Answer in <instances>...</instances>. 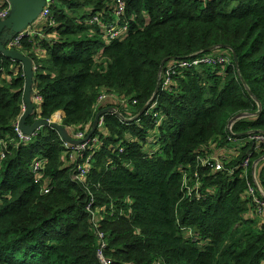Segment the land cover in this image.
Instances as JSON below:
<instances>
[{
	"label": "trees",
	"instance_id": "obj_1",
	"mask_svg": "<svg viewBox=\"0 0 264 264\" xmlns=\"http://www.w3.org/2000/svg\"><path fill=\"white\" fill-rule=\"evenodd\" d=\"M124 1V37L109 40L104 28L114 0H54L42 29L17 48L33 60V96L42 97L27 124L60 111L68 130L95 128L99 97L111 91L136 100L109 105L130 118L159 86L137 120L101 116L100 144L80 180L57 128L19 140L25 70L0 53V264H102L101 253L110 264H264L255 200L264 201V144L252 139L264 135V0ZM220 54L228 62L177 67L164 86L171 65ZM242 113L235 137L229 124ZM239 139L235 154L220 152ZM38 155L47 163L37 175ZM211 156L223 169L203 163ZM184 178L198 195H187Z\"/></svg>",
	"mask_w": 264,
	"mask_h": 264
},
{
	"label": "built area",
	"instance_id": "obj_2",
	"mask_svg": "<svg viewBox=\"0 0 264 264\" xmlns=\"http://www.w3.org/2000/svg\"><path fill=\"white\" fill-rule=\"evenodd\" d=\"M46 3L39 15V19L46 21L51 15V5L54 3V0H45ZM0 5H2V9H0V22L5 20L6 18L9 17L10 15V10H11V5L9 4V0H0ZM114 5H115V20L111 24H105L104 28L106 29L107 32V37L109 40L116 39L119 37H124L127 32H128V24H122L121 23V16L125 12V1L124 0H114ZM96 22H100L99 16H95L94 20ZM38 32V30H35L33 28H27L18 34H16L9 42L8 44L13 47V48H18L21 46V40L26 37V36H32L35 35ZM212 57H197L194 59L190 60H181L178 61L176 65H171L168 68V76L164 80V86L168 87L172 81L170 80V73L174 72L173 70L176 69L177 67H191V66H196L202 63H207L210 62ZM220 62H223L227 60L225 57L219 58ZM215 62V61H214ZM4 68L0 65V72L3 71ZM105 100H111L112 104H133L136 103V100L132 103L130 102L127 98L122 97L118 95L117 93H111V92H103L100 97H99V103L102 104L103 101ZM33 101L34 102H42V97L39 95H34L33 96ZM26 108V107H25ZM150 111V109H149ZM148 111V112H149ZM155 116L157 113H154ZM53 120V119H51ZM54 121V120H53ZM61 121V120H60ZM59 123V122H58ZM104 126V118H100L99 122L95 126V128H92V131L89 130V126H86L85 129H77V130H72L66 129V137H62L64 140V146L67 149L66 150V155L70 157L71 163L76 165V173L75 174V179L80 180L82 176L86 175L89 169V166L91 162L93 161V156H94V151L98 147L99 140L97 138V131L98 130H104L102 129ZM38 130V129H37ZM36 130V131H37ZM15 131L19 137L20 141H25L28 142L32 140L33 135L35 134H26L21 127L19 126V121L15 124ZM61 135V134H60ZM252 139H255L257 142L263 143L264 144V135L261 134H256L252 136ZM6 142L2 139H0V160L5 158V150H6ZM47 163V158L43 155H38L32 164V172L35 174H42L45 171V166ZM203 163L209 165L210 167L221 170L223 169V163L220 161V159H216L215 157L211 156L210 158L203 160ZM249 165V159H246L244 164L242 166L248 167ZM188 179V178H186ZM41 180V177H37V182ZM197 180L196 182H198ZM188 188V186L184 185V188L187 192L188 196H192L194 190L196 191L197 195L199 194V191L197 187L191 185ZM43 193H48L50 191V186L45 185L42 187ZM249 193L250 194H255V189L251 186L249 188ZM256 204L257 207L260 211V213L264 216V201L262 198H259L255 196ZM91 207H93L92 202H89V205L87 206L88 210H91ZM100 237H104V233L100 232ZM105 246V244H103ZM100 258L102 260V264H110L107 262L105 259L104 255L101 253Z\"/></svg>",
	"mask_w": 264,
	"mask_h": 264
},
{
	"label": "water",
	"instance_id": "obj_3",
	"mask_svg": "<svg viewBox=\"0 0 264 264\" xmlns=\"http://www.w3.org/2000/svg\"><path fill=\"white\" fill-rule=\"evenodd\" d=\"M9 2L11 3V6H12L10 15L8 18L0 22V53L13 60L22 62L24 70H25L26 82H25V87H24V103H25L26 108H25L23 115L19 119V126L26 134H34L36 133V130L39 129L41 126L50 125V126L57 128L61 136L66 137V131H65L66 129L61 124L57 123L56 121L39 118L37 121H35L32 124L26 123L27 118L34 112V109H35V105H34L33 98H32L33 86H34V63H33V60L29 56H27L26 54H24L22 51H20L17 48L11 47L6 41L3 40L4 34H6L8 30L13 31L14 34H18L19 32L23 30L22 29L23 27L37 20L39 18V15L46 1L45 0H9ZM14 34H12L11 39L14 37ZM234 59L236 62H238V57L235 52H234ZM165 61L162 62L161 69L163 68L165 64ZM158 89H159V86H158ZM157 91L155 92L150 102L146 104L142 108V110L139 112V114H137L136 116L132 118H126L115 107H109L97 113L95 120H94V125L96 126L101 116L107 112H114L120 117H122L123 119H125L127 122L137 120L139 116L142 115L144 112H146L147 109L150 107L153 99L155 98L157 94ZM258 102H259V111H260L261 103L260 101ZM246 115L248 114H243V113L238 114L230 121L229 131L230 133H232L233 136L242 137V134H235L231 131V125L233 121L243 116H246ZM59 118L62 119L61 112L59 113ZM263 196H264V193H263Z\"/></svg>",
	"mask_w": 264,
	"mask_h": 264
},
{
	"label": "rangeland",
	"instance_id": "obj_4",
	"mask_svg": "<svg viewBox=\"0 0 264 264\" xmlns=\"http://www.w3.org/2000/svg\"><path fill=\"white\" fill-rule=\"evenodd\" d=\"M44 23H45V22H44ZM44 23H43V21H37V20H36L31 26H32V28H41V27L44 25ZM222 57H224L222 54H220V55H214V56L211 58L210 62H207V64H215V63H222V64H224V63L228 62L229 58L226 57V56H225V58H226L227 60H225V61H223V62H220L219 58H222ZM214 61H215V62H214ZM3 71H4V70H3ZM111 93H114V92L111 91ZM41 104H42L41 102H34V105H35V108H36V111H37V112H40ZM122 106H123L124 108H129L130 104H124V105H122ZM34 111H35V109H34ZM135 116H136V115H135ZM133 117H134V116H133ZM52 118H53V117H52ZM54 118H55L54 121L61 123V121H60L61 119L59 118V115H58V116H57V115H54ZM130 118H132V117H130ZM89 130L92 131V126H89ZM70 131L72 132V129H70ZM245 142H246V141H245V140H242V139L236 140V141H234V142L228 144V148H229V149H231V148H239V149H238V151H239V150L241 149V147L245 144ZM152 147H153V148H156V145L153 144ZM150 149H151V147H150ZM65 158H66V164H71V165H72L71 160H70V157H69L68 155L65 154ZM192 181H193V178H190V179H186V178H184L183 189H184V185H185V186H188V188H189L190 183H192ZM100 232H103V231H100Z\"/></svg>",
	"mask_w": 264,
	"mask_h": 264
},
{
	"label": "crops",
	"instance_id": "obj_5",
	"mask_svg": "<svg viewBox=\"0 0 264 264\" xmlns=\"http://www.w3.org/2000/svg\"><path fill=\"white\" fill-rule=\"evenodd\" d=\"M36 21V20H35ZM34 21V22H35ZM37 21H43V20H41V19H37ZM34 22H32L31 24H29V25H26L25 27H23L22 29H25L26 27H28V26H30V25H32ZM46 23V21H43V23ZM44 23V24H45ZM32 27V26H31ZM43 27V26H42ZM42 27L41 28H33V29H35V30H41L42 29ZM12 34H14L13 33V31H10V30H8V32H6V34H4V37H3V40L4 41H6V42H9L10 40H11V36H12ZM21 51V50H20ZM23 52V51H22ZM24 54L26 53V52H23ZM27 54V53H26ZM109 105H113L112 104V101L111 100H105V101H103V103L100 105V108H103L102 110H105L106 108H109V107H114V106H109ZM59 113H60V111L59 112H57V113H55V115H59ZM53 120H55V118H54V116H53V118H52ZM216 151V150H215ZM220 152H222L223 153V155L224 154H226V155H231V154H235L236 153V151H235V148H231V149H229V148H227V149H225V150H220ZM257 164H258V162H256L255 164H254V170L257 172ZM256 219H258V218H256ZM259 219H261L260 217H259Z\"/></svg>",
	"mask_w": 264,
	"mask_h": 264
},
{
	"label": "bare ground",
	"instance_id": "obj_6",
	"mask_svg": "<svg viewBox=\"0 0 264 264\" xmlns=\"http://www.w3.org/2000/svg\"><path fill=\"white\" fill-rule=\"evenodd\" d=\"M9 4L11 5L10 2H9ZM11 9H12V6H11ZM10 11H11V10H10ZM27 28H32V27H31V25H30V26L26 27L25 29H27ZM25 29H23V30H25ZM23 30H22V31H23Z\"/></svg>",
	"mask_w": 264,
	"mask_h": 264
},
{
	"label": "clouds",
	"instance_id": "obj_7",
	"mask_svg": "<svg viewBox=\"0 0 264 264\" xmlns=\"http://www.w3.org/2000/svg\"><path fill=\"white\" fill-rule=\"evenodd\" d=\"M32 98H33V95H32ZM34 102V101H33ZM26 107V106H25ZM39 119V118H38ZM38 119H36V121L38 120ZM51 120V119H50ZM58 123V122H57ZM59 124H61V123H59Z\"/></svg>",
	"mask_w": 264,
	"mask_h": 264
}]
</instances>
